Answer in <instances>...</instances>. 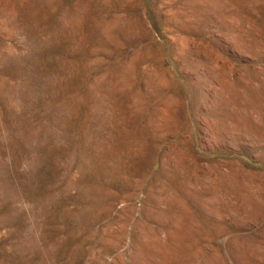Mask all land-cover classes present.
<instances>
[{"label": "rangeland", "instance_id": "374dc122", "mask_svg": "<svg viewBox=\"0 0 264 264\" xmlns=\"http://www.w3.org/2000/svg\"><path fill=\"white\" fill-rule=\"evenodd\" d=\"M0 264H264V0H0Z\"/></svg>", "mask_w": 264, "mask_h": 264}, {"label": "bare ground", "instance_id": "6f19581e", "mask_svg": "<svg viewBox=\"0 0 264 264\" xmlns=\"http://www.w3.org/2000/svg\"><path fill=\"white\" fill-rule=\"evenodd\" d=\"M244 207V206H243Z\"/></svg>", "mask_w": 264, "mask_h": 264}]
</instances>
